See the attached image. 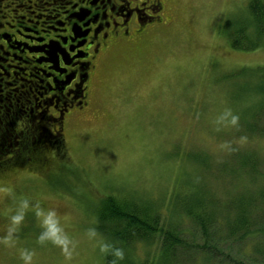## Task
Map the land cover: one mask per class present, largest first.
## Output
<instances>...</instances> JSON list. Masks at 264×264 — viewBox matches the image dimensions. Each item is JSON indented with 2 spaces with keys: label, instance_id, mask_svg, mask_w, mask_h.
Here are the masks:
<instances>
[{
  "label": "rangeland",
  "instance_id": "374dc122",
  "mask_svg": "<svg viewBox=\"0 0 264 264\" xmlns=\"http://www.w3.org/2000/svg\"><path fill=\"white\" fill-rule=\"evenodd\" d=\"M65 2L2 0L0 8L16 9L22 27L38 30L54 25ZM247 2L167 0L165 25L136 46L100 57L88 109L65 127L66 156L49 148L42 164L0 176V264H104L107 243L95 228V210L109 194L156 202L167 221L173 191L198 193L205 182L224 199L248 184L244 176L231 181L229 169L220 168L245 151L264 165V133L239 135L242 119L256 108L254 76L246 79L241 69L264 64V40L240 50L225 35ZM11 64L24 84L39 90L38 68ZM189 152L209 156L210 174L197 173ZM155 245L134 244L135 263L150 264Z\"/></svg>",
  "mask_w": 264,
  "mask_h": 264
},
{
  "label": "trees",
  "instance_id": "16d2710c",
  "mask_svg": "<svg viewBox=\"0 0 264 264\" xmlns=\"http://www.w3.org/2000/svg\"><path fill=\"white\" fill-rule=\"evenodd\" d=\"M234 19L227 23L225 33L231 47L253 50L262 45L264 0H248L245 14ZM241 70H247L243 75L246 79L254 76L249 81L255 85L252 95L256 99L252 102L256 108L242 119L239 135L253 137L264 133V99H260L264 98V64ZM32 135L39 138L42 133L36 130ZM41 140L46 137L42 135ZM25 143L24 140L23 146ZM32 147L27 145L16 159L0 165V173L17 165L29 169L28 164H42L47 159V149L54 148L42 143ZM6 148L0 143V154ZM11 154L14 157V152L7 156ZM186 157L200 168V176L201 171L210 174L213 162L207 154L189 152ZM220 168L229 169L231 181L244 176L248 184L224 199L215 196L205 182L198 193L173 191L166 205L171 213L167 221L156 202L106 195L95 210V228L107 243L104 264H136L131 255L136 243H156L157 251L150 264H264V165L255 152L245 151ZM141 264H147V260Z\"/></svg>",
  "mask_w": 264,
  "mask_h": 264
},
{
  "label": "flooded vegetation",
  "instance_id": "af4514ba",
  "mask_svg": "<svg viewBox=\"0 0 264 264\" xmlns=\"http://www.w3.org/2000/svg\"><path fill=\"white\" fill-rule=\"evenodd\" d=\"M166 4L167 0H66L54 25L38 30L22 27L23 16L17 18L16 9L7 14L0 8V18H9L0 21V143L9 148L1 152L0 165L16 159L27 145L41 143L51 144L65 157V127L87 111L100 57L115 47L136 46L149 30L165 25ZM14 60L25 65L22 71L38 68L39 90L17 77ZM36 130L46 140L33 136ZM11 151L14 157L7 156Z\"/></svg>",
  "mask_w": 264,
  "mask_h": 264
},
{
  "label": "clouds",
  "instance_id": "9594fccd",
  "mask_svg": "<svg viewBox=\"0 0 264 264\" xmlns=\"http://www.w3.org/2000/svg\"><path fill=\"white\" fill-rule=\"evenodd\" d=\"M117 255H120L119 251L117 250Z\"/></svg>",
  "mask_w": 264,
  "mask_h": 264
}]
</instances>
